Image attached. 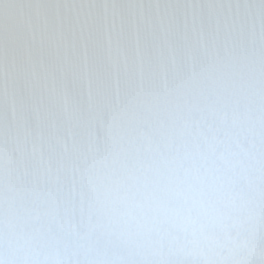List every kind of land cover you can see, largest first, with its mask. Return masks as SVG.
<instances>
[{"label": "snow or ice", "instance_id": "obj_1", "mask_svg": "<svg viewBox=\"0 0 264 264\" xmlns=\"http://www.w3.org/2000/svg\"><path fill=\"white\" fill-rule=\"evenodd\" d=\"M0 264H264V0H0Z\"/></svg>", "mask_w": 264, "mask_h": 264}]
</instances>
